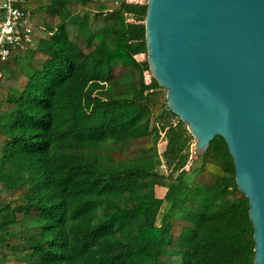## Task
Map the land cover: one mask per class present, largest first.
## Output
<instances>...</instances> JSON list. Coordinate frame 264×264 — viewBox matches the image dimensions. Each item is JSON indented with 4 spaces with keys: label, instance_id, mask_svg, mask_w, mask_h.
<instances>
[{
    "label": "trees",
    "instance_id": "1",
    "mask_svg": "<svg viewBox=\"0 0 264 264\" xmlns=\"http://www.w3.org/2000/svg\"><path fill=\"white\" fill-rule=\"evenodd\" d=\"M21 4L31 42L0 63V264H253L225 142L193 156L150 76L146 3Z\"/></svg>",
    "mask_w": 264,
    "mask_h": 264
},
{
    "label": "water",
    "instance_id": "2",
    "mask_svg": "<svg viewBox=\"0 0 264 264\" xmlns=\"http://www.w3.org/2000/svg\"><path fill=\"white\" fill-rule=\"evenodd\" d=\"M145 3L150 76L186 125L195 155L215 136L225 142L248 200L253 264H264V0Z\"/></svg>",
    "mask_w": 264,
    "mask_h": 264
},
{
    "label": "built area",
    "instance_id": "3",
    "mask_svg": "<svg viewBox=\"0 0 264 264\" xmlns=\"http://www.w3.org/2000/svg\"><path fill=\"white\" fill-rule=\"evenodd\" d=\"M21 3L22 0H0V63L9 58L12 50L31 42L27 12Z\"/></svg>",
    "mask_w": 264,
    "mask_h": 264
},
{
    "label": "rangeland",
    "instance_id": "4",
    "mask_svg": "<svg viewBox=\"0 0 264 264\" xmlns=\"http://www.w3.org/2000/svg\"><path fill=\"white\" fill-rule=\"evenodd\" d=\"M133 1V0H132ZM141 2H146V0H140ZM144 58V56H140V59H143ZM147 79H148V76H147ZM162 89V88H161ZM164 92H165V89H162ZM158 126H160L159 124H158ZM160 134H161V131L159 130L158 131V135H159V137H160ZM159 139V138H158ZM158 139H157V141H158ZM195 154H193V156H194ZM195 159V158H194ZM158 172H160V173H165V170H164V168L163 167H159L158 168ZM163 211V210H162Z\"/></svg>",
    "mask_w": 264,
    "mask_h": 264
}]
</instances>
